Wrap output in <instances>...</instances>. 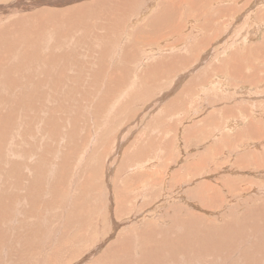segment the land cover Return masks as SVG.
<instances>
[{
	"label": "rangeland",
	"instance_id": "obj_1",
	"mask_svg": "<svg viewBox=\"0 0 264 264\" xmlns=\"http://www.w3.org/2000/svg\"><path fill=\"white\" fill-rule=\"evenodd\" d=\"M69 1L0 0V264H264V0Z\"/></svg>",
	"mask_w": 264,
	"mask_h": 264
},
{
	"label": "bare ground",
	"instance_id": "obj_2",
	"mask_svg": "<svg viewBox=\"0 0 264 264\" xmlns=\"http://www.w3.org/2000/svg\"><path fill=\"white\" fill-rule=\"evenodd\" d=\"M70 1H72V0H70ZM70 1H69V2H70ZM74 1H75V0H74ZM77 1H78V0H77ZM31 20H32V19H31ZM240 95H241V94H240ZM86 155H87V154H86ZM41 182H42V181H41ZM19 187H20V186H19ZM41 191H42V190H41Z\"/></svg>",
	"mask_w": 264,
	"mask_h": 264
}]
</instances>
